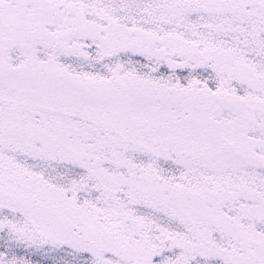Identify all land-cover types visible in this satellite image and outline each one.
Listing matches in <instances>:
<instances>
[{
    "label": "snow or ice",
    "instance_id": "6c2138e0",
    "mask_svg": "<svg viewBox=\"0 0 264 264\" xmlns=\"http://www.w3.org/2000/svg\"><path fill=\"white\" fill-rule=\"evenodd\" d=\"M0 264H264V0H0Z\"/></svg>",
    "mask_w": 264,
    "mask_h": 264
}]
</instances>
